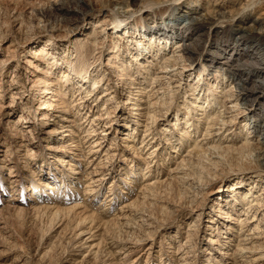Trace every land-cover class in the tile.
<instances>
[{"label":"rangeland","instance_id":"rangeland-1","mask_svg":"<svg viewBox=\"0 0 264 264\" xmlns=\"http://www.w3.org/2000/svg\"><path fill=\"white\" fill-rule=\"evenodd\" d=\"M156 2L84 0L80 6L85 13L71 14L72 19L81 18L80 21L66 23L47 17V0H0V264H264V249H258L264 246V209L259 210L254 221L251 213L248 216L251 223L242 228L240 218L247 217L237 212V208L231 210L223 205L248 194L249 187L253 188L249 201L258 196L263 205L264 181L256 184L248 171L239 169L237 162L230 160L214 166L198 181L185 170L194 164L188 154L197 144L196 138L192 135L188 139L183 125L174 132L183 139L182 145L177 136L171 138L175 120L180 117L183 122L185 117L187 110L183 104L192 110L191 123L205 122L202 114L191 108L190 88L183 85L168 113L165 115V108L159 110L151 126L146 116L153 111L147 109L153 70L131 73L127 82L120 80L121 65L106 66L108 55L112 56L110 38L104 41L89 23L99 13L111 12L120 17L138 6L155 10ZM87 4L92 9H87ZM143 12L135 13L134 17ZM186 28L180 32L185 33ZM189 29L188 32L193 31ZM109 31L110 27H106L105 32ZM213 35L206 50L214 41ZM48 40L60 45L55 52L60 61L51 71L38 62L41 57L35 58ZM256 43L253 39L250 46ZM186 44L200 51L195 31ZM67 48L69 52L64 54ZM168 49L169 53L173 47ZM208 56L204 53L195 61L194 72L210 59ZM186 57L195 58L193 53ZM119 59L125 60L124 65L138 67L126 49H122ZM233 59L228 53L210 68V74L227 69L222 62L230 66L255 64L264 60V54L249 55L239 63ZM65 61L69 64L63 65ZM84 61L104 71L99 87L94 88L90 80L80 92H65L60 97L68 84L62 80V73L69 67L78 72L83 70ZM30 65H37L38 71ZM255 73L249 68L240 79L247 83L248 89L256 88L253 104L261 119L250 116L246 122L249 121L250 127L255 124L264 127V75L255 77ZM250 77L253 79L248 82ZM42 80H47L46 84L56 82L54 91L45 89L43 83L35 84ZM106 88L114 94L110 103L109 97L100 98ZM93 96L100 101L96 102ZM82 97L84 103L80 104ZM134 104L140 105V111L134 110ZM107 108L111 117L102 121L98 134L105 126L111 127L103 140L102 136H93L88 119L92 121ZM146 125L151 126L150 131H146ZM204 128L200 126L198 135ZM245 138H240L238 145ZM100 141H104L102 146H94ZM183 159L187 167L181 166ZM146 166L154 171L145 183ZM179 166L184 169L180 175L172 174ZM94 169L103 171L102 175L93 174ZM99 176L102 179L96 182ZM237 182L243 183V189L234 194L225 192ZM148 183L158 187L149 189ZM208 184L212 191L204 195ZM237 202L241 204L242 199ZM256 226L259 233L253 231ZM241 228L253 240L246 247L241 243L245 238ZM243 248H249L250 252Z\"/></svg>","mask_w":264,"mask_h":264},{"label":"bare ground","instance_id":"bare-ground-1","mask_svg":"<svg viewBox=\"0 0 264 264\" xmlns=\"http://www.w3.org/2000/svg\"><path fill=\"white\" fill-rule=\"evenodd\" d=\"M262 1L264 3V0H157L155 3V10L152 7L138 6L136 10H129L126 15L120 17L113 16L114 14L111 12L109 15H105L107 13H99L95 16L94 20L89 23L90 26L93 25V32L101 34L104 41L110 38V47L112 51L109 53H112V56L108 55L106 66L111 68L115 67L114 65H116V67L121 65L120 80L125 79L128 82L131 73L138 74L140 71L148 73V71L150 72L153 70L151 90L148 93L149 96H147L149 97L147 109H152L153 111L148 112L146 116V120L150 122L151 126L154 125V122L157 120V116L160 113L159 110L165 108V115L168 113L172 106L174 96L183 85L190 88L189 90L192 92L191 96L193 97L191 100V108H193L196 113L200 112L205 122L198 121L196 124H194V122L191 123L190 117L192 115V110L189 109L190 106L188 107L183 104V106H185L184 110H187L185 112V117L183 118V122H181L182 119L180 120V117L178 118L176 114L177 119L175 120V127L171 138L174 136L178 137V134L174 135V132L180 131L178 126H181L182 129V125L184 129L188 131L186 132L188 139L191 138L192 135L196 138L195 142H197V144L190 154H188L189 161L193 160L191 162L194 164L190 162L192 165H188V168L185 170L195 175L198 181H202V178H204L206 173L214 166L226 162L227 160L237 162L238 166H240L238 167L239 169L248 171L249 178H255L256 184L264 181V127L258 126L257 124L250 127L248 124L249 121L246 122V117L250 116V119L256 117L257 120L261 119L260 114L255 111L253 104L256 88L248 89L246 87L247 83L240 79L242 74L249 68L256 70L255 77L263 76L264 67H262V65H264V60L255 64L245 62L236 66H230L228 62H222L221 64L227 66V69L221 68V71L216 72L214 75L210 74V68L218 64V60L222 57H226L230 52L231 56L234 57L233 62L236 63H239L241 59L249 55L251 56L256 53L264 54V7H261ZM80 3L84 4V0H47V11H45V14L47 17L61 22H79L81 18L72 19L71 14L74 11H79L81 14L85 13ZM86 6L87 9H92V6L89 4ZM127 6L129 7V5ZM141 11H144L142 15L134 17L135 13ZM131 18L132 21H129ZM236 21L237 24L235 23ZM183 24L185 26L181 27ZM106 27H110V31L107 33L105 32ZM185 27H188L185 30L186 32H180L182 29H185ZM189 28H193V31H195L198 36L200 51L194 50L191 46L186 44L193 33V31L188 32L190 30ZM212 34H214V41L209 45V49L206 50V46L209 44ZM253 39L257 40L258 43H256L255 46H250V42ZM58 46L60 45H56L52 40H48L45 44L41 45L38 50L39 54L37 53L35 56V58L41 57L38 59V62L47 65L50 71L54 70L55 64L60 61L57 59L55 53L57 52ZM171 46L173 49L168 53V47ZM122 49H126L127 53L132 55V62H135V65L138 67H134L132 64L128 66L124 65L125 60L123 59L122 62L120 61L119 55ZM68 50L67 48L64 54H68ZM190 53L194 54V59L186 57V54ZM202 53L209 55L208 57L210 59L205 60V63L208 62L207 64L203 61L200 64L199 70L194 72V63L201 59ZM100 56L101 54L99 57ZM99 57L96 58V62L99 60ZM160 59L161 62L158 64V60ZM152 61L157 63L152 64ZM64 63L68 62L65 61L62 64L64 65ZM82 66L83 70L79 72L73 67H69L62 73V80L65 82L67 81L66 83L68 84H65V87H63L62 91L64 93H61L60 97L64 96L65 92L68 94L75 93L76 90L80 92L90 80H93L94 88L99 87V84L105 77L104 71L96 69L93 65L91 66L85 61ZM29 67L33 70L36 69L35 72L38 71L37 65H30ZM56 69L58 70L59 68ZM45 75H47L48 78L50 72L48 71ZM94 76L96 77L90 79V77ZM73 77H79V80L76 81ZM67 79H69V81ZM252 79L253 77H250L248 82H251ZM42 81L43 82H35V84L43 83L45 89L49 87L48 90L54 91L52 88L57 85L56 82L46 84L48 82L47 80ZM205 82H207V84ZM129 85L131 86L133 84L130 82ZM76 86H78V88H76ZM129 89L131 90L132 88ZM122 91L126 93V91ZM140 91L143 92L142 90ZM130 94L132 93L127 92V95ZM80 95L81 94H79V96ZM108 97V103L112 102L114 94L110 93V88H106L100 96L101 99ZM100 98H96L95 96L92 97L96 102H99ZM81 99L83 100L84 98L82 97ZM218 99H220V102ZM83 103L84 100L80 102V104ZM86 103L88 102H85V104ZM85 107L86 105L84 108ZM134 107L135 111H140V109H138L140 105L134 104ZM110 113L111 112L107 108L104 114L96 116L92 121L88 119L90 122L89 125L91 126L90 128L93 129V136L98 135L102 136L103 140L106 139V132L111 126H105L99 134L98 131L102 129V121L111 117ZM243 118L245 119L243 120ZM240 119H242V121ZM88 120L86 119V121ZM20 121L21 123L24 122L19 119V122ZM62 121H65V119ZM112 121L113 120H111V123ZM202 125L205 127L204 131L201 135H198V131ZM151 126L146 125V131H150ZM163 131H167V129H163ZM234 132H237V134H234ZM134 134L135 132L131 135ZM242 137H246L245 141L241 145H238ZM256 137L258 138L254 142V138ZM147 138L148 137L145 139ZM178 140L182 145L183 139L180 135ZM96 143L97 144L93 145L99 147L103 145L104 141ZM144 143L145 140L142 141V144ZM199 150H202V152H199ZM154 151H156V148ZM151 154L153 155L154 152ZM181 164V166L187 167L188 163L183 159ZM98 169H94V171L91 172L93 174L102 175L103 171ZM181 170L184 169H182V167H177L175 170L173 169V171H171L172 174L177 175L182 172ZM152 171L154 170L151 167H147V171L143 177L145 183L148 181L149 177H151ZM253 175L256 176L253 177ZM101 179L102 177L99 176L96 182H100ZM242 184L243 183L239 182L233 183L230 186L231 189L225 190V192L234 194V191L243 189ZM155 186L157 185H153V183L147 184L149 189ZM252 189L253 188L249 187L247 190L248 194L240 197L242 199L241 204H238L237 200L240 198L237 197L235 199L236 201H231L230 205L226 202L223 204L225 208L230 206L229 209L231 210L237 208V212L247 217L245 219L240 218V222L242 221L241 223L243 224L241 225L242 228L244 224L247 225L251 223V221H248V216L251 213L254 214L252 220L254 221L259 210H261V208L264 209V204H261L262 199L257 198L258 196L255 197V200L249 201V194H252ZM206 191L204 195L212 191L210 184L207 185ZM254 194L256 195V193ZM220 208H222V204H220ZM228 214L229 212L225 210L224 215L228 217ZM262 215H264V213H262ZM257 226H259V222ZM257 226L253 229L255 233H259ZM242 228L240 232L244 237L245 235L242 232ZM242 242L243 246L246 247L252 244L253 240L245 236L241 243ZM262 246H259L258 249H264V246ZM248 249L249 248H243L244 251L250 252ZM243 250L241 249L240 251L243 253Z\"/></svg>","mask_w":264,"mask_h":264}]
</instances>
